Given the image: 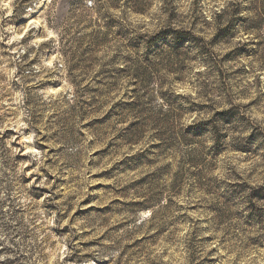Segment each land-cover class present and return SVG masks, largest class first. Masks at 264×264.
I'll return each mask as SVG.
<instances>
[{
  "label": "rangeland",
  "instance_id": "rangeland-1",
  "mask_svg": "<svg viewBox=\"0 0 264 264\" xmlns=\"http://www.w3.org/2000/svg\"><path fill=\"white\" fill-rule=\"evenodd\" d=\"M0 264H264V0H0Z\"/></svg>",
  "mask_w": 264,
  "mask_h": 264
}]
</instances>
